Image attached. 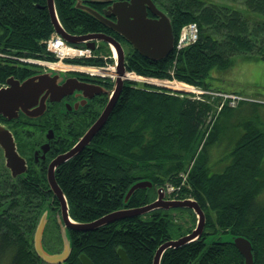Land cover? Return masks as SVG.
Instances as JSON below:
<instances>
[{
  "label": "trees",
  "instance_id": "16d2710c",
  "mask_svg": "<svg viewBox=\"0 0 264 264\" xmlns=\"http://www.w3.org/2000/svg\"><path fill=\"white\" fill-rule=\"evenodd\" d=\"M75 1L56 0L65 28L72 33L101 29L100 20L86 10L73 7ZM154 1L171 17L176 39L190 21L199 26V39L180 52L174 49L160 60H151L137 51L129 56L127 69L151 80L149 86L153 89H142L126 81L108 121L91 143L58 172L70 214L80 222L94 221L126 206L145 205L156 198L158 187L166 188L164 184L169 180L181 182L177 176L185 170L182 150L197 149L200 141L196 139L210 110L220 108L223 116L242 104L256 105V108L264 105L256 99L242 97L234 106L229 98L213 96L210 92L198 99L189 95L191 91L178 89L179 94L175 95L163 85L173 79L167 69L174 66L176 76L183 83L206 91L251 96L244 90L212 87L208 78L240 59L264 60V0ZM47 2L0 0V51L8 55L9 61H0L1 80H6L13 68L7 64L19 61L21 56L56 57L49 50L47 54L44 43L54 33ZM90 5L96 9L94 3ZM84 61L98 64L103 59L88 57ZM260 116L255 113L248 118L251 120L243 123L244 131L238 136L232 133L229 139L232 148L226 154L228 162L222 171L211 170L201 152L187 178L190 188L181 187L185 195L172 194L177 199L192 196L199 201L206 212V225L198 239L168 248L161 264H244V257L235 244L208 242L215 234L228 233L250 238L254 245V264H264V201L260 198L264 191V123ZM19 118L21 122L29 117L20 114ZM143 179L154 182L153 187L137 189L125 203L127 190ZM29 188V182L24 179L13 181L9 170L5 183L0 181V262L7 259L8 264H48L34 250L35 215L25 212L35 199ZM6 194L11 199L8 203ZM17 196L24 201L19 204ZM33 208L29 209L33 211ZM173 209L151 210L105 223L94 230L74 229L70 233L72 253L66 262L83 264L81 254L86 253L96 264H122L118 247H123L133 264H153V257L163 242L180 238L195 227L185 230V224L171 212ZM182 209H187L196 223V213L189 208Z\"/></svg>",
  "mask_w": 264,
  "mask_h": 264
},
{
  "label": "water",
  "instance_id": "95a60500",
  "mask_svg": "<svg viewBox=\"0 0 264 264\" xmlns=\"http://www.w3.org/2000/svg\"><path fill=\"white\" fill-rule=\"evenodd\" d=\"M106 3L111 2L103 11L93 8L90 3ZM48 11H50L51 22L54 25L55 32H58L63 39L70 43L86 42L87 46L92 49L96 48L97 40L110 43L117 55V78L114 87L110 90L109 99L105 108L102 110L98 119L90 126L88 131L82 135L78 142L68 151L59 154L51 163V169L48 173L51 185L54 187L55 194L59 197L62 207L63 220L60 221V229L62 235V249L60 251H49L45 248L43 235L46 223L48 221L47 209L42 213L39 222L35 228L33 236L34 250L38 256L48 264H69L66 260L72 253V240L70 238V229L76 230H94V228L105 223L114 222L118 219H124L138 214H145L148 211L164 208H189L196 213V225L193 230L180 238L167 240L163 242L154 255L153 264H161L162 255L172 247H179L185 243L192 242L202 236L205 228L206 212L201 207L199 201L195 198H166L163 192L164 187H158V195L155 199L149 201L145 205L137 207L126 206L107 213L98 219L90 222H80L70 214L68 198L61 186H58L53 169L69 158L76 156L91 143V139L101 130L108 121L109 116L119 98L124 84L122 77L125 74V51L121 41L114 36L107 35L102 32H88L86 34H78L69 32L60 20L57 11L56 0H48ZM73 7L89 12L95 19L100 20L105 26L111 27L117 33H121L126 40L133 45L144 57L151 60H160L169 56L174 51L175 33L172 19L166 11L160 8L154 0H76ZM148 10L152 11L154 16L148 15ZM111 16H115L112 19ZM76 89L84 90L88 96H93L105 91L102 85L81 81L78 77L65 76V72L58 68H50L43 72H36L32 75L20 80L11 76L7 80L6 85L0 87V116H4L8 120L18 118L20 114H25L29 118L35 119L46 114L48 105L64 99L65 96L72 94ZM0 146L5 156V165L11 170L12 175L24 174L28 165L25 158L19 153L15 142L14 134L9 127L0 122ZM154 182L150 179L137 180L127 190L125 200L126 203L139 188H151ZM70 228V229H69ZM231 242L236 245L239 252L244 257V264H254L255 255L253 254L254 245L250 238L244 235H213L208 238V242ZM118 254L122 264H133L129 254L123 247H118ZM83 264H96L86 253L81 254Z\"/></svg>",
  "mask_w": 264,
  "mask_h": 264
},
{
  "label": "rangeland",
  "instance_id": "374dc122",
  "mask_svg": "<svg viewBox=\"0 0 264 264\" xmlns=\"http://www.w3.org/2000/svg\"><path fill=\"white\" fill-rule=\"evenodd\" d=\"M51 37L52 36L44 40V43L46 44L47 54H48L47 41L51 39ZM91 55H94V56H90L94 58L101 57L103 59V62L97 64V63L85 62L84 60L86 59L78 58V59H81L82 61L67 60V63H84V64L88 63V64H95L97 66L101 65L103 67H106V66H109V64H114V61H115L111 57V55H114V53L108 50V47L106 45L104 44L102 45V42H98L97 50L91 51ZM47 58H49L48 55H47ZM54 59H57V57H55ZM58 68H60L61 70L65 72L66 71L75 72V73L81 72V73L86 74L85 72L80 71V70L75 71L73 69H67V68L64 69L62 67H58ZM167 70L173 76V79L171 81L169 80L165 82L166 84L165 88L167 86L169 87V89H171V91L167 90V92L169 91V93L176 95V94H179L177 93L178 89L182 91L185 90L186 92L191 91L192 93H189V95L197 99L198 97H201L202 94L199 95L200 93H204L203 90H201V87L199 86L197 87L196 85L190 84L188 82L186 83L181 82L180 79L175 74L174 66L169 67ZM128 81L132 82L135 86L142 88V89L144 88L149 91L153 89V87L149 86L150 83L148 82L145 83V81L143 82L140 81V83L133 81V80L132 81L128 80ZM208 81H210L209 84L212 87L219 88V86L221 87L223 86L224 88L228 90L229 89L236 90V91L244 90L247 93L251 94V96L244 95L246 99H251V100L256 99L258 102L264 103V60L263 59L262 60H252L251 59L248 61H243L242 59L237 60L234 62V64H232L226 70L214 72L212 77L208 78ZM208 91L212 93L213 96H220V93L217 94V92H214V91L212 92V90H208ZM209 92H205V93H209ZM180 95L182 96V94ZM229 102L230 104L234 106L235 104H237V101L235 100H230ZM255 106H252L251 104H245V105L242 104V107L239 108L238 106V108L231 109L229 114L228 113L223 114V116H222L221 111H219L220 108L219 110L217 109L216 111L210 110L208 116H206L205 118L204 123L201 124L202 125L201 135L202 134L203 135L202 136L200 135V137L196 139V142L200 141L197 145V149L196 150L195 149L193 150L183 149L182 150V157L184 158V161H185V168H184L185 170H181L177 176V178H181V182H177L176 180L175 181L169 180V182L164 184L166 188L163 189V192L166 193L165 194L166 197L168 196L170 198V196L173 197V195H180V194L185 195L183 194L181 187L186 186L187 188L188 187L190 188V183H189V180H187V178L189 176L191 167L194 165L197 157L200 155L201 152H203L205 164L209 166L211 170L222 171L225 168L228 162V158L226 159L227 157L226 154L232 148V145L229 143V139L232 136V133L236 132L237 136L241 134L244 131V126L242 127L243 123L251 120L248 118H252L255 113H258L259 115H261L260 117L264 123V105H257V108ZM50 114L51 113H48L44 118H42L39 121L44 122L43 120L48 118ZM35 127H34V124L32 126L29 121L24 120V121L19 122L18 126H16L14 130L17 135V144L20 146V150L24 154L29 153V152L26 150L25 151L22 150V148L30 150L35 144L32 139L33 136L29 132V129L33 130ZM186 168L188 169L187 171H186ZM7 170H8V167L5 166V156L3 155V151L0 148V181H4V183L6 180ZM167 187H169L168 190H167ZM6 195L7 197H5V199L8 203V200H11V199H7V198H10L9 197L10 195L8 194ZM157 195H158V192H157ZM16 198L19 204L24 201V198H21L20 196H17ZM260 198L262 199V201H264V191L261 193ZM41 205L43 207L44 203H42ZM33 206L34 205H31L29 208H33ZM29 208L28 210H25V212L28 213L29 211L33 213L35 215L34 216L35 218L33 220L36 221L37 211L35 214V209L33 208V211H32V209H29ZM38 211H40V209ZM171 212L175 214V217L181 224H185V226L187 227V229L185 227V230H189L190 228H192V226L196 225L195 221L193 220V215L187 209H182V207L174 208L173 210H171ZM34 225H35V222H34ZM56 225H57L56 222H53L50 224V226L46 229L47 232H46L45 240H44L45 244H48L50 246V249L52 248V250L54 251H58L62 249V242H63V240H60L59 237L55 235L57 232H60V230L57 229L58 227ZM218 231L222 232L221 229L220 230L218 229ZM27 233L28 231L26 229L25 234ZM53 238L55 239L53 240ZM6 260L1 261L0 264H8L9 261L8 260L6 261Z\"/></svg>",
  "mask_w": 264,
  "mask_h": 264
},
{
  "label": "flooded vegetation",
  "instance_id": "af4514ba",
  "mask_svg": "<svg viewBox=\"0 0 264 264\" xmlns=\"http://www.w3.org/2000/svg\"><path fill=\"white\" fill-rule=\"evenodd\" d=\"M110 3L111 2H106V3L95 2L94 6L97 9L103 11V8H106L107 5H109ZM148 11H149L148 15L150 17L154 16L152 11L150 10ZM111 18L116 20L115 16H111ZM100 28L101 29L97 31H81L75 33L86 34L88 32H96V33L102 32V33H106L107 35L114 36L118 41H121L122 43L123 49L125 51V64L127 68L129 56L131 55L132 52H136L137 50L133 47L131 43H129L128 40L124 38V36L121 33H117L115 30L111 29V27L105 26L102 23V27ZM88 41L90 40L86 39V41L80 42L78 44H80L81 46H86V42ZM96 42H97V46L96 48L93 49V51L97 50L98 42H102V45L103 44L106 45L108 47V50L114 53L110 43H107L102 40H97ZM137 52L139 53V51ZM3 58L5 59L0 58V61L2 62L8 61L6 57ZM7 65L9 67L13 66V68L9 71V74H7L6 80L0 79V87L1 85H5L7 83L8 78L11 76H14L15 78L22 80L25 77L32 75L33 73L43 72L44 70H47L45 66H40L35 63H29L28 61H24V60H19L16 62L11 61V63ZM65 76L76 77V78L78 77L81 81L87 83L90 82L98 85L100 84L106 89L105 91L108 90V92H102L90 97V95L88 96V93L91 90L88 91V93H86L84 90L76 89L72 94L65 96L64 99L62 100L56 102L50 101L47 109L48 111L46 112V113H51L49 115L48 121L46 122L39 121L42 118H44V116L37 117L35 119L32 118L26 119L31 123L32 126L33 124L34 127L37 126L33 130L29 129V132L33 136L32 139L35 143L33 147L30 150L22 148V150L24 151L26 150L30 154L22 153L20 150V146L17 144V135L14 130L16 126H18L19 124L18 121L20 120V118L19 117L13 118V120H7V121L4 120L3 118L2 119L0 118V122H4L9 127L11 132L14 134L15 142L17 144V149L19 153L25 158L26 165H28L26 172L24 174L21 175L17 174L15 176L12 175L10 168L8 166L7 167L9 170L10 177H12L13 181L16 180L22 181V179H24L29 182V187L31 188H29L28 192L33 194L34 196L33 198H35L33 200V205L35 206V208L36 207L38 208L37 211L40 209V211H38L39 213L37 214V220L35 221V228L40 220L39 218L41 217L42 213L46 209L48 211V221L44 229L45 231L43 235V241L45 240V235L47 232L46 229L53 222H56L57 224L56 226L58 227L57 229L60 230V232H57L55 235L59 237L60 240H62L60 221L63 220L64 218L62 217L61 202L59 200V197L55 194L54 187L51 185L49 180L48 173L51 169V165H52L51 163L55 160V158L58 157L59 154L68 151L72 146H74L78 142L79 138L82 135H84L88 131L90 126L98 119V116L100 115V113L105 108V105L108 102L109 99L108 95L110 94L109 92L110 90L113 89L115 82V80L112 79L111 77L108 78L103 76L96 77L92 75H86L81 72L75 73V72L66 71ZM1 117L4 116L2 115ZM67 161L68 160L59 163V165H57L53 169V175H55V180L58 186H60V182L58 180L59 169ZM42 203H44L43 207L41 205ZM35 228L32 230L33 236L36 231ZM72 230L74 229H70L69 232L71 233ZM54 239L55 238H53V240ZM44 245L47 250L54 251L52 250V248L50 249V246L48 244H45V241H44Z\"/></svg>",
  "mask_w": 264,
  "mask_h": 264
},
{
  "label": "built area",
  "instance_id": "2783aa9c",
  "mask_svg": "<svg viewBox=\"0 0 264 264\" xmlns=\"http://www.w3.org/2000/svg\"><path fill=\"white\" fill-rule=\"evenodd\" d=\"M199 29L200 28L196 22H190V23L185 24L183 26L181 32L179 33L178 37H177L174 49H176V51L180 52L186 46H188L192 43H195L199 39ZM47 44H48V50L53 55H55L57 57V59L50 60V59H40V58H34V57L30 58V57H23V56L19 57V59L24 60V61H29V62H32V61L37 62L38 64H41V65H44L47 67H52V68L56 67L54 65L55 63H61L63 66H59V67L67 68V69H73L75 71L80 70V71L85 72L86 74H90V75L98 76V77L99 76H103V77L110 76L111 78L112 77L115 78L117 75L116 73H117L118 63L116 61L115 54L111 55V57L115 60L114 64H109V66H106V67H103L101 65L97 66L95 64H88V63L87 64H84V63H76V64L66 63L64 61V60H66V58H76V57L87 58V57L92 56L91 55L92 49L90 47H87V46L82 47V46H79L77 44L74 45V44L68 43L66 40H63V38L57 33H54L52 35L51 39H49L47 41ZM0 57L8 58V55L5 54L4 52L0 51ZM107 69H109V70H107ZM132 74H134L135 77ZM122 77L127 81L133 80V81H136L138 83H140V81L141 82L145 81V83L148 82L151 84V80H149L148 78H146L144 76H140L134 70H128L127 69L125 71V74L122 75ZM163 85H166V84H163ZM201 90H203L204 93L209 92V91H206L202 88H201ZM201 94H203V93H200L199 95H201ZM220 95L224 96L225 98H229L230 100H235V101H237L238 99H242V97L245 98V96H243V95L241 96V95H238V94L232 93V92L226 93V92L220 91ZM235 105H237V104H235ZM171 188H173V187H171ZM168 189H169V187H167V190Z\"/></svg>",
  "mask_w": 264,
  "mask_h": 264
},
{
  "label": "bare ground",
  "instance_id": "6f19581e",
  "mask_svg": "<svg viewBox=\"0 0 264 264\" xmlns=\"http://www.w3.org/2000/svg\"><path fill=\"white\" fill-rule=\"evenodd\" d=\"M56 67L63 66L61 63H55L54 64Z\"/></svg>",
  "mask_w": 264,
  "mask_h": 264
}]
</instances>
